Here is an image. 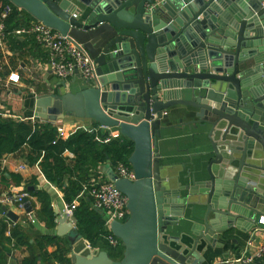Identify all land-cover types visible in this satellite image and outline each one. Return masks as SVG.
Returning <instances> with one entry per match:
<instances>
[{
  "label": "water",
  "instance_id": "1",
  "mask_svg": "<svg viewBox=\"0 0 264 264\" xmlns=\"http://www.w3.org/2000/svg\"><path fill=\"white\" fill-rule=\"evenodd\" d=\"M7 1L74 40L97 65L98 79L87 88L37 98L35 117L91 120L134 145L133 181L119 178L109 161L103 171L128 200L127 220L110 225L123 246L120 259L92 249L72 252V264H202L226 222L252 225L264 205V0ZM178 106L196 111L181 127H210L213 158L207 180L171 188L159 140L161 121ZM186 207L203 214L189 229V246L168 234ZM23 209L32 212L29 203ZM2 211L19 220L7 207ZM56 215V237L70 246L84 240L66 216Z\"/></svg>",
  "mask_w": 264,
  "mask_h": 264
},
{
  "label": "crops",
  "instance_id": "2",
  "mask_svg": "<svg viewBox=\"0 0 264 264\" xmlns=\"http://www.w3.org/2000/svg\"><path fill=\"white\" fill-rule=\"evenodd\" d=\"M4 5L7 4H3L2 0H0V9H2ZM80 7L81 6L78 5L75 11V14L78 16L80 14ZM16 38L23 44L21 47L12 46L11 48L7 45L5 39L0 46V120L4 122H26L29 124L47 123V120L35 117V102L37 98L49 94H74L88 86L76 79L68 82L65 89L62 86V82L52 74L50 68L47 66V52L38 43L41 52L36 49L31 51L28 50L30 44L26 43L29 42V40L35 39L34 36L26 35ZM41 54H44L45 58L42 57ZM11 76L14 77V79L10 78ZM15 77L18 79V82L14 81ZM195 113V110L178 106L169 109L167 111V119L161 121V127L166 128L162 130V137L159 140V154L163 159L162 165L165 166L162 170V176L169 180L171 188H175L179 182L182 186H192V178L194 177L196 181L199 182L208 179L206 169L210 159L213 158L212 148L207 139L210 127H181V123L184 124L188 121H193L195 119L193 118ZM51 124L56 129L60 126L66 131L63 139H67L77 131L94 129L93 121L75 118L71 115H66L62 119H58L55 123ZM100 131L114 133L118 130L100 129ZM25 152L26 147H23L13 154H6L2 157L0 163L2 168L5 169L4 174L9 182L8 185L0 183V197L9 191L17 192L24 188L27 190L29 187L26 186V183L35 178L36 185L31 187H35V190L44 191L48 194L51 202V211L55 215L57 224L58 216L56 213L62 214L64 207L67 205L63 201V194L58 188L44 179L38 164L32 167L28 165L24 157ZM64 156L71 158V154L68 152H66ZM106 164L100 167L99 172L102 175L105 174L103 171ZM21 166L25 167L24 171L18 170ZM211 169L213 172L218 170L215 165H213ZM10 173L22 177L23 180L18 186L11 181ZM251 184L254 183L251 182ZM50 188L55 190L53 195L48 193ZM238 194L240 195L241 193ZM25 203H29L32 207V212L30 214H26L23 208L18 209L14 206L9 207L1 203L0 208L7 207L18 215L19 220L17 221V225H20L22 229L56 237L55 227L53 229L48 228L43 222L37 219V213L40 209L38 200L32 197L31 200ZM257 207L258 211L263 214L264 205H258ZM202 215L201 207L195 208L192 212L186 207L183 220L179 221L177 226L168 229V234L179 239V241H183L186 246L191 245L194 236L190 233L189 229L192 224L201 223L200 217ZM255 217L257 218V215ZM0 219L6 223L7 230L5 232V237H9V231L16 223L9 221L2 210ZM225 225H227L225 232L219 233L217 240L213 242L214 246L212 248H207L206 252L203 254L204 260L202 264H212L219 259L236 257L243 251L247 241L251 238L252 225H248L246 221L238 225H228L226 222ZM59 239L67 243L69 258L72 252L85 255L88 251L94 249L90 247L85 240L78 241L73 246H70L66 238ZM252 239L253 247H257L264 242V233L257 232ZM204 248L205 245L201 244L198 251L201 253ZM55 250V247L47 248L48 253H53ZM96 250L101 251L99 249ZM31 255L35 257L39 255V251L32 239L29 240V247L22 246L18 249H12L10 253L1 250V264H18L21 259ZM39 264L48 263L39 261ZM52 264L58 263L53 262ZM257 264H264V260L261 262L259 261Z\"/></svg>",
  "mask_w": 264,
  "mask_h": 264
},
{
  "label": "trees",
  "instance_id": "3",
  "mask_svg": "<svg viewBox=\"0 0 264 264\" xmlns=\"http://www.w3.org/2000/svg\"><path fill=\"white\" fill-rule=\"evenodd\" d=\"M2 3L11 5L7 0H2ZM32 21L35 20L30 15L13 6L12 12L4 22L7 45L11 48L12 46L21 47L23 44L12 33L15 29L26 26ZM26 44H30L29 51L36 49L41 52L35 39L29 40ZM41 55L45 58L44 54ZM107 136L108 133L100 131L96 123L91 132L77 131L67 139H63L58 136L56 128L48 122L29 124L0 120V162L4 155L13 154L26 147L24 157L28 165L32 167L38 164L44 179L62 192L64 203L71 205L77 200L78 205L74 209L75 228L82 239L90 247L106 251L112 259L119 260L123 246L120 240V244L115 248L109 245L107 238L111 236V233L105 227L104 214L92 209L87 196L78 197L83 187L89 185L93 177L101 176L103 180H106L105 174L102 175L99 171L107 161L110 162L112 170H115L120 163L130 167L128 159L134 150L133 143L122 136L112 139L109 143H103L102 139ZM66 152L70 153L72 158L65 157ZM4 170L0 163V183L8 185L9 181ZM9 175L16 186L23 180L20 175L13 173ZM35 185V178L26 183L27 187ZM29 193L40 203L37 219L53 229L56 218L51 211L48 194L37 190ZM1 210L2 208L0 213ZM6 230V223L0 219V251L10 253L12 249L29 247L30 239L34 241L39 251L38 256L25 257L18 264H39V261L48 264L53 262L72 264L68 245L64 240L36 231L24 230L17 223L10 229L9 237H5ZM48 247H55L56 250L48 253Z\"/></svg>",
  "mask_w": 264,
  "mask_h": 264
},
{
  "label": "built area",
  "instance_id": "4",
  "mask_svg": "<svg viewBox=\"0 0 264 264\" xmlns=\"http://www.w3.org/2000/svg\"><path fill=\"white\" fill-rule=\"evenodd\" d=\"M13 6L4 5L0 12V46L5 39V20L12 12ZM14 37L34 36L36 42L47 52V66L52 74L62 83L67 85L72 80H80L89 85L98 79L97 65L81 45L74 40L60 35L39 22H30L26 26L15 29L12 33ZM14 79V77H10ZM15 82L18 79L15 77ZM101 130L107 128L99 127ZM83 131L91 132L85 129ZM56 132L59 137L64 138L66 131L62 127H57ZM108 133V132H106ZM121 135L119 132H110L102 139L103 143H109L112 139H117ZM72 158V155H71ZM25 167H19V171H24ZM119 178L130 181L134 180V173L131 167L118 164L113 170ZM264 178V174H262ZM87 196L90 200L92 209L104 214L105 227L110 232V225L113 222L124 223L128 216L127 198L121 194L112 183L102 177H93L89 185L83 187L78 197ZM32 199L31 194L24 188L17 192L9 191L0 197V203L7 206H14L18 209L23 208L24 203ZM78 205L77 200L71 205H66L62 215L75 226L74 209ZM257 232L264 233V213L257 215L252 222V235L247 241L243 251L233 258L219 259L212 264H257L264 260V242L257 247H253V239ZM10 235V233H9ZM108 243L111 247H117L120 242L114 236H109Z\"/></svg>",
  "mask_w": 264,
  "mask_h": 264
},
{
  "label": "rangeland",
  "instance_id": "5",
  "mask_svg": "<svg viewBox=\"0 0 264 264\" xmlns=\"http://www.w3.org/2000/svg\"><path fill=\"white\" fill-rule=\"evenodd\" d=\"M189 215H190V213H189Z\"/></svg>",
  "mask_w": 264,
  "mask_h": 264
}]
</instances>
